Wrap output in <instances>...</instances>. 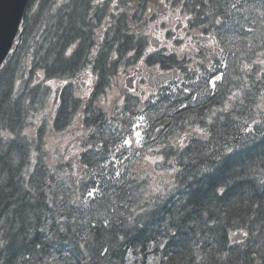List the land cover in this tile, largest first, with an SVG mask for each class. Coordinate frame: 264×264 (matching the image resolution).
Masks as SVG:
<instances>
[{"label": "trees", "instance_id": "16d2710c", "mask_svg": "<svg viewBox=\"0 0 264 264\" xmlns=\"http://www.w3.org/2000/svg\"><path fill=\"white\" fill-rule=\"evenodd\" d=\"M125 1L129 0L120 2L116 37L121 61L130 50L140 53L143 45L127 34L132 5ZM194 2L187 0L184 11L193 15L192 27L208 34L212 6L209 0H202V10L195 11ZM91 3L38 0L36 8H29L25 15L18 49L0 71V264H55L64 253L66 262L77 259L67 264H89L96 249L101 251L104 244L122 254L127 247H135V252L148 249L155 264H251L256 257L264 262V111H256L264 100V63L252 67L249 73L243 67L264 51V43L247 48V58L233 63L235 69L231 68L214 91L208 82L192 85L179 111L172 112L176 99L163 98L158 119L172 134L181 135L195 126L204 128L207 134L192 140L188 147L165 148V160L173 168L174 178L161 197L143 202L129 196L134 177L126 172L119 178L118 171L103 167L104 159L94 151L86 155L90 166L87 171L100 183L98 197L111 207L122 206L118 211L128 215L111 218L104 227L100 210L87 218L74 210L86 195V188L71 177L66 178L71 183L62 178L67 171L65 161H60L56 169L45 163L43 135L48 118L37 136L29 137L27 129L53 98L51 83L86 67L89 59L84 53L91 50L88 41L101 22L98 8L92 10ZM143 13L133 15L135 22ZM232 23L233 34L243 31ZM253 35L259 38L256 31ZM113 44L106 38L105 47L113 49ZM240 44L232 46L238 49ZM72 46L75 54L68 55ZM94 67L106 69L107 65L104 61ZM37 69L45 78L39 83L33 76ZM65 105L59 108L57 122H53L56 133L64 131L69 122L72 111ZM93 106L90 100L87 125L103 135L123 134V129L129 132L132 122L126 117L134 109L123 107L114 122L121 130H113L108 114ZM66 183L71 184L68 195L63 192ZM86 219L91 225L99 223L93 245L85 242L91 231L83 229ZM238 232L247 234V240L231 244L230 237ZM198 246L203 254L199 263L194 254Z\"/></svg>", "mask_w": 264, "mask_h": 264}, {"label": "rangeland", "instance_id": "374dc122", "mask_svg": "<svg viewBox=\"0 0 264 264\" xmlns=\"http://www.w3.org/2000/svg\"><path fill=\"white\" fill-rule=\"evenodd\" d=\"M159 1V0H158ZM150 3V21H142L139 26H141V30H143V27H153L155 25L154 19L156 14V2L157 0H148ZM248 5L250 8H253L248 16H238L234 17L235 20H233L232 25L236 24L237 27H243L244 30L240 33L239 36L242 37L241 41V47L236 49L232 46L231 52L230 48L228 49L227 46L224 44H221L220 47L225 52L226 49H228L227 52L221 53V61H225L226 58L229 59L230 63L233 65V63L241 62V60H244L247 58L246 50L247 48L255 45H260L264 43V0L261 3V0H248ZM247 5V6H248ZM261 9V10H260ZM245 14V12H244ZM259 15V16H258ZM263 22V23H262ZM147 23V24H146ZM146 24V25H145ZM233 31V30H232ZM256 31L258 33L259 38H255L253 33ZM186 32V31H185ZM196 31L190 32V35H194ZM157 34V33H156ZM155 34V35H156ZM157 39V36H155ZM160 37V35H158ZM150 39V36H149ZM178 40L179 38H173L172 41H169L166 45V50L177 53V46H178ZM240 40V39H239ZM239 40H236L237 43ZM182 41V39H181ZM194 42L191 41L190 45H193ZM238 52L239 55L236 53ZM227 53V54H226ZM264 59V51H259L255 61L248 64V61L243 63L244 67L248 72L252 70V67L254 68L257 64L262 65ZM235 69L234 65L232 67ZM91 68L85 69V72L83 73L82 77L76 81V84L85 81V84L83 88H80V92L77 91L76 87V96H84V95H90L96 93L95 89V83L92 81L99 80V76L90 77L89 74L91 73ZM87 72V73H86ZM123 71L120 72V79L119 76L115 77L113 87H101L100 93L97 95L95 99L94 106L103 112L107 113L108 115H111L113 113L121 112L123 106H124V97L128 92L132 91V88L128 86L126 83V79L129 77L127 75H122ZM36 75L42 77L41 71H36ZM121 76H124L121 78ZM217 76H210V80L215 79ZM44 80L45 78L42 77ZM41 80V78H40ZM208 81V82H209ZM219 82L221 80H218ZM91 82V87L89 83ZM37 83V82H35ZM73 83V81H71ZM89 85L88 88H85V86ZM93 85V86H92ZM209 88H212L210 84L208 83ZM76 86V85H75ZM55 85L53 86V88ZM59 87H56L57 89ZM62 88V87H61ZM135 88V86H134ZM216 88V87H215ZM92 89V90H91ZM214 91L215 89H210ZM180 93L178 91L175 92V95H179ZM263 97V96H262ZM91 98V97H90ZM264 99V98H263ZM177 101V100H175ZM185 101V99H184ZM262 103L258 104L256 107L257 112H263L264 111V100L261 101ZM186 103V101H185ZM182 102H174V105L172 106V112L179 111V106L182 105ZM159 108H162V105L159 104ZM54 109L53 104H48V107L44 113H38L37 116L34 119V125L32 127L27 129V134L29 137H35L38 135V131L42 127L43 123L45 122V118H48V124L47 129L43 135V141L45 144L43 145V157L45 159V163L48 165L51 169H56L58 165L60 164V161H65V167H67V171L65 174H62V178L66 179L67 177L70 179V175L75 176V182L78 184H81L82 187H85L88 191V187H96L100 188L98 186L99 184L97 182L94 183V179L91 178L90 175L86 174V180L83 181L81 178L84 176L83 169H81L80 165H69L71 163V160L73 159L72 154L70 153V150L73 148H81V152H83L85 149L84 145H81L79 142L82 140H85L87 137L89 138L90 135H93L98 143H102L101 137L98 134V130L92 129L91 126H88L85 122V116L83 118V121L79 117L74 121L73 125L68 127L65 131H62V133H56L53 130V118H54ZM159 115V112H154V118H157ZM119 117V116H118ZM121 117V116H120ZM143 117V119H141ZM125 118V116H124ZM129 119V117H126ZM151 120V118H150ZM82 121V122H81ZM139 125V127H136ZM112 129H119V124H113ZM197 129H200L203 131V135L200 131H197ZM124 131V129H123ZM139 132L140 137H136L135 133ZM165 132V131H164ZM118 133V132H117ZM126 132L124 131V134ZM163 134V133H162ZM207 134L206 130L204 128L195 126L190 128L189 130H186L181 133L180 136L174 137L171 134H169V131H166L161 137L160 135L156 138L155 141H152L151 138L154 135V129H151V125L147 118L137 113L135 116V121L130 127L129 134L125 135V139L131 138L133 141L139 139L140 146H137L135 143H133V146L131 148L124 145V141L121 143V146H113L111 150L109 149L108 152H106L103 148H105V144L101 146L100 150L98 151L97 155L98 158H104L106 157L107 161V168L110 169L114 167V169L118 170V177H123V174L121 173H128L129 175L134 177V180H132L133 187L131 190V193L128 195L130 196H137L143 200V202L151 201L154 198L161 197L171 183L172 179L174 178L173 168L170 167V165L165 160V153L163 151L167 146H177L180 147L181 145H188L191 143L192 140L196 138L203 137ZM118 137H121V134H117ZM160 137V138H159ZM159 138V140H158ZM124 139V140H125ZM114 141V139L112 140ZM117 147V149H116ZM145 148V150H143ZM126 151V153L124 152ZM124 152L123 156L116 157V153ZM79 161H81V157L77 158ZM69 179H66L67 181ZM119 180V179H117ZM116 180V181H117ZM71 183V180H69ZM71 184L66 183V187L64 188L63 192L68 195L71 193V190L69 189ZM70 190V191H69ZM94 196L96 195L95 190ZM79 195L76 196L78 198ZM82 201V198L81 200ZM75 205H78L76 203ZM74 208V207H73ZM75 210V208H74ZM144 258H139L136 260L134 264H146L143 263ZM148 264H155L154 259L146 260Z\"/></svg>", "mask_w": 264, "mask_h": 264}, {"label": "flooded vegetation", "instance_id": "af4514ba", "mask_svg": "<svg viewBox=\"0 0 264 264\" xmlns=\"http://www.w3.org/2000/svg\"><path fill=\"white\" fill-rule=\"evenodd\" d=\"M137 0H129L125 1L130 5H134ZM141 1V0H140ZM202 0H195L194 2V9L199 11L202 10L200 6V2ZM205 1V0H204ZM263 0H261L262 3ZM186 0H161L156 2V16H155V23L156 28L152 29L157 36V39L154 41L150 38V47L152 49L145 53L146 55L158 54L160 56L170 57L171 59L178 61L179 64L173 66L163 67L160 64L156 65L155 67L151 66H142L141 70L139 71V75L136 79L137 87L135 90L137 91V95L139 99L143 102V107H140L138 104V111L143 112L142 114L145 117H148L147 111L150 108V103L152 99H154L157 95L161 94V89L169 90L178 84L179 81L189 80L193 77L203 78L207 72H213L212 76H219L220 71H223V68L220 67L221 65V53H223L222 48L220 47L221 44H228L231 45L234 41L239 40L242 41V37L239 36V31L237 30L235 34H233L230 24L231 21L235 20L234 17H238L240 15L247 16L244 12H247L248 9H252L248 5V0H209L212 6V13L210 17V32L208 34L199 33L196 29L189 28L188 29V16L183 13L184 11V4ZM119 3V4H118ZM248 5V6H247ZM92 10L94 8H98V14H100V21L104 24L102 28V32H100L99 36L100 39H103V31L107 30L109 36L113 34L110 33V25L114 24V34L118 37V32L115 31L118 25V15H115V9L120 8V0H92L91 3ZM114 16V18H111ZM106 21V22H105ZM113 22V24H110ZM108 23V24H106ZM244 30L243 27H240ZM151 28L145 27L143 28L142 34H146V38L151 35L150 33ZM186 31V32H185ZM196 33L194 35H190V32ZM160 35V37H158ZM179 38L177 50L178 52H169L166 50V45L169 41H172L173 38ZM182 39V41H181ZM112 41L115 43L116 38L115 36L112 38ZM193 41L194 44L190 45V42ZM118 42V40H117ZM128 45V44H127ZM231 52V47L229 46ZM228 48V49H229ZM225 50V52L228 51ZM227 52V53H229ZM93 56L102 57L103 59H108L105 61L107 67L106 72L111 74L112 71L116 69V75L109 76L104 78L106 80L105 87L112 88L113 83L116 76H119L120 79V56L121 54L116 52V49L110 52H94L92 53ZM103 64V62H102ZM230 61L225 60L226 70L230 68ZM176 66H180L176 68L177 70L181 71V79L175 80L172 82H168L163 84V77L161 78L160 82L158 81V74L159 73H167L172 70H175ZM192 68V70H191ZM216 69H218L216 71ZM112 70V71H111ZM155 72V75H152ZM124 75V74H122ZM124 76H121L123 78ZM132 78H127L126 82L129 84ZM152 79L153 83L155 84V88H151L148 86V80ZM85 82L82 84L78 83L79 88H83ZM130 85V84H129ZM147 86V87H146ZM132 87V86H131ZM87 99V98H86ZM151 99V100H150ZM151 107H153L151 105ZM141 108V110H140ZM84 110L80 109L76 116L74 117L73 121L76 119L79 113V117L82 120L84 117ZM114 119V118H110ZM82 122V121H81ZM87 139V138H86ZM82 140L79 143L87 147V149L91 148L90 141ZM99 149V148H98ZM73 159L71 160L72 165H80L81 169L84 168L82 164V160L79 161L77 158L81 157V148H73L70 150ZM98 183V182H97ZM96 188V187H93ZM96 195L93 197H97L99 193V189H94ZM93 191V190H92ZM90 197V196H89ZM110 198V197H109ZM101 199L97 198L96 200ZM158 199V198H157ZM84 200V199H83ZM82 200V201H83ZM111 201V200H110ZM99 204V202L97 203ZM82 209H85L82 213L83 217L89 216L91 213L88 210H91L95 207L93 203H86L81 202L79 206ZM104 208H107V205H103ZM117 205H114L110 208H116ZM108 209V208H107ZM101 218V224L105 227V223L107 225L110 224V219H118L119 217H123L126 213H119L113 211H106L102 210L98 214ZM94 226V225H92ZM99 249V248H98ZM96 249V254L92 257L96 260L95 264H134L136 260L139 258H144L145 263L146 260L151 259V253L148 249H145L141 253L135 252V247L129 248L127 247L124 249V253H120L116 250H111L109 248V252L107 254H101V251ZM103 249V248H102Z\"/></svg>", "mask_w": 264, "mask_h": 264}, {"label": "water", "instance_id": "95a60500", "mask_svg": "<svg viewBox=\"0 0 264 264\" xmlns=\"http://www.w3.org/2000/svg\"><path fill=\"white\" fill-rule=\"evenodd\" d=\"M30 0H0V68L17 48L20 40V26ZM160 130V129H159ZM92 235L89 236L91 241ZM242 236L234 240H242ZM197 258H200L197 252ZM254 264H262L257 260Z\"/></svg>", "mask_w": 264, "mask_h": 264}, {"label": "snow or ice", "instance_id": "6c2138e0", "mask_svg": "<svg viewBox=\"0 0 264 264\" xmlns=\"http://www.w3.org/2000/svg\"><path fill=\"white\" fill-rule=\"evenodd\" d=\"M221 79H222L221 76H217V77H215V79L210 80L208 83L210 84V86H211L213 89H215V87H216V82H217L218 80H221ZM141 119H143V117H141ZM136 127H139V125H137ZM197 131H200L202 135L204 134L203 131L200 130V129H197ZM248 131L251 132L252 129L249 128ZM135 135H136V137H140V133H139V132H136ZM133 143H135L137 146H140V141H139V139H137V140H135V141H133L131 138H129V139H125V140H124V145H126V146L129 147V148H131V147L133 146ZM229 151H232V149L229 148ZM88 195H89L90 197H93V196H94V191H89ZM107 226H108L107 223H105V227H107ZM93 227H94V226H93ZM120 238L123 239V237H120ZM108 252H109V248H108V247H104V248L102 249V251H101V254H102V255H103V254H107Z\"/></svg>", "mask_w": 264, "mask_h": 264}, {"label": "bare ground", "instance_id": "6f19581e", "mask_svg": "<svg viewBox=\"0 0 264 264\" xmlns=\"http://www.w3.org/2000/svg\"><path fill=\"white\" fill-rule=\"evenodd\" d=\"M85 226L83 227V229L87 232V231H90L92 229V226H91V222L88 221V219L85 220ZM2 230V229H1ZM106 244H104L102 247H105ZM93 263V262H91Z\"/></svg>", "mask_w": 264, "mask_h": 264}]
</instances>
